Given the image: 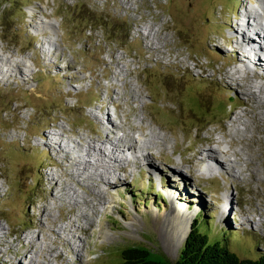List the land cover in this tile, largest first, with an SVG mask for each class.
<instances>
[{
  "label": "rangeland",
  "instance_id": "obj_1",
  "mask_svg": "<svg viewBox=\"0 0 264 264\" xmlns=\"http://www.w3.org/2000/svg\"><path fill=\"white\" fill-rule=\"evenodd\" d=\"M246 7L254 16L264 13L258 0H0V55L12 61H0V224L6 235V244L0 240V264L8 258L4 247L14 241L17 245L29 231L44 239L45 250L40 248L35 257L39 264H122V251L131 246L149 248L175 263L200 213L211 217L216 234L229 236L228 249L238 257L264 255V108L243 94L245 85H264V79L247 74L239 87L228 75L238 57L228 49L229 34ZM51 41L54 51H46ZM115 59L127 65L126 80L138 94L114 79L119 70ZM16 64L23 78L17 73L7 76V69ZM101 107L113 123L126 120L128 125L120 126L137 140L138 154L152 134L164 138L166 144L159 142L151 157L158 169L182 168L207 204L179 196L181 186L167 193V183H177L166 175L162 184L155 182L141 165L122 170L124 182L113 191L85 175L68 172V177V162L54 152L55 145H45L48 133L57 130L60 134L51 137L61 138L64 147L73 145L72 139L80 142L81 135L105 140L109 134L98 121ZM244 115L253 136L234 139L232 125H240L234 119ZM209 138L221 139L220 145L208 143ZM215 146L229 150L219 156L225 172L216 175L198 158L200 151ZM240 148L245 153L234 155ZM98 152L83 157L96 158ZM231 167L239 180L229 176ZM52 171L71 184V195L79 201L86 196L97 205L96 215L85 209L93 224L90 230L77 233L81 239L69 234L80 257L66 245L68 237L58 242L53 234L78 208L71 210L51 198L62 187L48 183L46 174ZM92 188L102 191L105 200L93 195ZM158 188L163 191L158 193ZM228 199L233 202L231 214L219 215ZM46 201L54 206L56 221L42 217ZM183 204L187 207L179 208ZM178 210L181 214H174ZM182 228L183 239L176 236ZM56 246L63 258L52 252ZM50 252L54 256L49 261ZM30 253V247L18 246L13 256L25 264L24 256Z\"/></svg>",
  "mask_w": 264,
  "mask_h": 264
},
{
  "label": "bare ground",
  "instance_id": "obj_2",
  "mask_svg": "<svg viewBox=\"0 0 264 264\" xmlns=\"http://www.w3.org/2000/svg\"><path fill=\"white\" fill-rule=\"evenodd\" d=\"M258 1L264 4V0H258ZM253 16L254 15L252 14L251 10L248 9V7H246L244 13L241 15V17L244 18V21H245V18L249 17L250 19H252ZM260 19L261 21H258L254 27L249 26V25L246 27V25L244 26L245 22H241V20L237 18L235 22L236 24L235 26L232 27V30L230 31V34H229L230 42H228V47H229L228 49L232 57L234 53H236L238 57L236 58L234 56L237 59V64L235 66L236 69L234 68L235 71L234 70L233 72L229 71L228 75H229V79L234 81L236 85H238L239 87H243V82L246 79L245 75L247 77L249 76L247 74L255 75V77H258L259 79L261 78L264 79V28L261 27L264 24V13L260 16ZM37 29L41 30L43 32L42 34L46 33L44 32L46 31L44 27L41 28V26L39 27L37 26ZM260 29L262 31H259ZM54 43H55L54 41H51L45 44L47 45L45 47V50L50 51V52L54 51L53 50L54 48L51 49L53 46H55ZM154 46L155 44L153 45V47ZM117 59L113 61L114 64H116L117 67H119L118 68L119 70H116L114 72V79H116L117 82H121L126 87L131 86V89H130L131 93H137L136 87L133 84L128 83L126 80L127 76L129 75V70L123 69V68L127 67V65H125V63L123 64L120 60H117ZM1 60L11 61V58H6L5 60H3V58L0 55V61ZM121 63H122V66H121ZM19 66L20 65L16 64L12 70L9 67L6 71L7 76L8 75L12 76V73H17L20 75V77L23 78L25 75H23V73L19 69ZM25 66L27 65L25 64ZM66 68H71V67L68 65V67ZM240 72H242V75H241L242 77L240 76V78H237L235 75L240 74ZM247 87H248L247 89H246V85L245 87H243L244 88L243 94L255 100V103H257L256 107L264 108V99H263L264 85L255 84V85H247ZM115 93L117 95L121 94L117 92ZM113 106L115 109V113L117 114L118 109L114 105V103H113ZM98 110L102 115L100 117L98 116L99 117L98 121L101 124L102 131L105 133V135L109 134L108 138H106L105 140H101L100 137L98 139L90 137L89 140H87V138L84 135H81L80 142L72 139L74 144L73 145L69 144L67 147H64L62 146L63 144L60 141L61 138L57 137L55 138V140H53L51 137V136L60 134L57 132V130H54L53 132L48 133V141L45 142V145L50 148L54 147L55 145L56 149L52 148L54 152H56V154L60 157V159H64L65 161L68 162V164L66 163V166L64 167V169L67 172L68 177H72V176H69L68 172H70L72 175H75V174L78 176L85 175L88 177V179H92L94 181L100 180V182L104 185V187H106V189L113 191L119 188L120 183L124 182L119 175L122 170L125 171L126 168L130 165H133L134 167L141 165V169L142 170L144 169L143 171L147 173V175L150 178L157 179V180L156 179L154 180L155 182L158 181L159 183L162 184L163 175H166V178L168 180L170 178L175 183H177V185H170L169 183H167L168 184L167 186H170L168 188L164 187L166 190H168L167 193H171V191H173L174 188L178 190L180 189L178 186H181L182 188L179 192V196H183L186 198L191 197L192 201H198L199 204H202V203L207 204L205 199L201 196V194H199V190H196V188L193 186V183L189 181L187 177L184 176V172L182 168H179L178 166L177 167L176 166H172V167L164 166V169L162 170L158 169L159 166L157 162L151 157H152L153 149L156 148V145H158L159 142H161V145L166 144V141L164 140V138H162L160 135L152 134L148 143L143 141L144 144L142 145V148H140L141 154H138L139 146H138L137 140L131 137L130 136L131 134L129 132H126L124 130L126 125H128L126 120L122 121L121 124H118L117 122H116L117 124L113 123L114 121L111 120V118L109 117V112L107 110L105 111V108L101 107ZM93 116L95 117V114ZM245 118L236 117L234 119L235 123L240 124L239 126L232 125L233 128L231 129L230 135L234 139L236 138L237 140L239 139L244 140V139H248L250 135L253 136V132L250 131V121L248 120L247 116ZM260 120L263 121V118L260 117ZM120 125L124 126L123 130ZM62 131H64V129L61 130V132ZM117 133L118 134L124 133L125 135L121 134L123 136H118ZM61 134L64 137H67L64 135V133H61ZM206 141L208 143H213V144L216 143L218 145H220L221 143V139L219 138L218 139L209 138ZM96 142L100 143V148L96 147L99 152L96 155H94L96 158H93L90 156V159L87 160V158H84L83 156L84 155L89 156L90 154H94V152L97 151V149L95 148ZM85 144H86V147H85ZM70 148H73L74 151H72L71 149V152H70ZM220 149L221 148L215 146L210 150H202L200 151V154H199L200 157L198 156L200 160L201 158L204 159V160H201L200 163H203L205 168L211 174H214V175L220 172L223 173L225 172V169H226L224 161L220 160L219 156L220 155L227 156L229 150H220ZM233 153L234 155L241 157L242 156L241 154H244L245 151H243V148H240L238 150H234ZM128 154L132 156V159L128 157ZM119 155H122L121 156L122 158H120ZM229 162L230 164L233 163L232 160H229ZM245 162H246V159H245ZM233 164H237V163H233ZM223 166H224V169H223ZM89 167L93 168L94 171L91 172L89 170ZM53 174H55L56 177L53 176ZM228 174L229 176H233L239 180V176L235 173V170L232 167H231V171ZM46 175L48 176V183L51 184L52 188L56 189L62 185V187L58 190L59 193L57 194L52 193L51 198H54L55 201L62 203V205L64 204L65 206H68V208L70 209L78 208L77 214H75V216L67 220L70 222L63 224L61 226H57L58 228L53 231V234L56 235L58 242H59V239L66 240V238L68 237V240H66V245L68 246L70 251H72V253H74L77 257H80V248L77 245V242H75V240L74 242L71 239L69 240V234L70 235L73 234V238L81 239V237L77 233H79L80 231L84 232L85 230H90L93 224L91 222V218L89 217L90 214L86 212V210L91 211L92 215H96L97 205L94 204L92 200L88 199V197L86 196H82L83 200L79 201L78 198L71 195L70 194L71 184H69V182H66L61 177L62 176L61 174L58 175V173H55L52 171V173H47ZM105 175H108L109 178ZM122 186L124 185H121V187ZM157 190H158V193L163 191L160 188H158ZM191 190H193V193L191 192ZM90 192L95 196H99L100 194V198L105 200L104 198L105 196L103 195L102 191H98L92 188L90 189ZM173 194L176 195L177 193L175 192ZM231 203L233 202L229 199L226 205L224 202L222 206L223 212L222 211L219 212V215L228 216L229 214H231L230 212L231 210H233V205H231ZM184 206L185 208L187 207V205L183 204V206L180 205L179 208L183 209ZM53 209H54V206L48 201L47 205H45L41 210L42 217L46 216V217L51 218L53 221H56V219L53 216L54 213L52 214ZM178 213H180L179 210L178 212L174 211V214L177 215ZM190 214L188 213L187 215H190ZM78 218H82L81 223L78 222L79 220ZM219 219H220V216H219ZM168 220L169 219L167 218L166 221ZM175 220L173 222H175ZM177 223H179V221L175 222V224ZM74 229L76 230L74 231ZM181 230L182 232L181 233L177 232L176 236H180L181 239H183L185 237L183 236V232L185 228H182ZM162 231L164 234H166V236L169 235L168 230L163 229ZM1 232L3 233V236L2 237L0 236V240H2L3 244H6L5 243L6 235H5L4 227L2 226V224H0V233ZM42 239L43 238L40 237V233L37 234L33 231L27 232L24 236V239L18 241L17 245L15 244V241H14L4 247L6 249L5 252L8 253V258L6 259V261H3V263L1 264H22L23 263V262L21 263V261L19 260H16V258L13 256V253L15 252V249H17L18 246H21L22 248L26 246L32 249V253H30L28 256H24V259L26 260L28 259L27 263L25 264H39V261L38 260L36 261L35 257L39 256L40 248L41 250H45V246L42 243ZM37 248H39V250H37ZM17 252L19 255H23L20 251H17ZM52 252H54L57 258L64 257L59 246H56V248H53ZM3 253L4 251L0 250V256L1 255L3 256ZM46 256L49 258L48 260L50 261V258H52L54 255H51V252H50V253H47ZM40 264L42 263L40 262ZM50 264L52 263L50 262Z\"/></svg>",
  "mask_w": 264,
  "mask_h": 264
},
{
  "label": "trees",
  "instance_id": "obj_3",
  "mask_svg": "<svg viewBox=\"0 0 264 264\" xmlns=\"http://www.w3.org/2000/svg\"><path fill=\"white\" fill-rule=\"evenodd\" d=\"M202 214L191 223V230L181 244L183 247L175 263L153 259L143 248H130L122 251V264H264V255L240 258L228 249L229 236H224V232L216 234L209 221L211 217L208 219Z\"/></svg>",
  "mask_w": 264,
  "mask_h": 264
},
{
  "label": "water",
  "instance_id": "obj_4",
  "mask_svg": "<svg viewBox=\"0 0 264 264\" xmlns=\"http://www.w3.org/2000/svg\"><path fill=\"white\" fill-rule=\"evenodd\" d=\"M130 248H143V249H145V250H147L149 252L150 257H152L153 259H161V260L165 259L164 257H161V256H158V255L154 254L152 250H150L149 248H146V247L131 246V247H128L126 249H130ZM126 249H124V250H126Z\"/></svg>",
  "mask_w": 264,
  "mask_h": 264
}]
</instances>
